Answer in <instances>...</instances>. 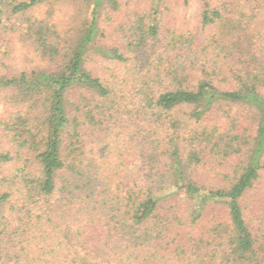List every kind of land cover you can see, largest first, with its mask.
<instances>
[{
  "label": "trees",
  "instance_id": "trees-1",
  "mask_svg": "<svg viewBox=\"0 0 264 264\" xmlns=\"http://www.w3.org/2000/svg\"><path fill=\"white\" fill-rule=\"evenodd\" d=\"M62 1L0 0V264H264V0Z\"/></svg>",
  "mask_w": 264,
  "mask_h": 264
},
{
  "label": "rangeland",
  "instance_id": "rangeland-1",
  "mask_svg": "<svg viewBox=\"0 0 264 264\" xmlns=\"http://www.w3.org/2000/svg\"><path fill=\"white\" fill-rule=\"evenodd\" d=\"M55 10L53 11V18L60 19L63 22L68 21L72 22L73 14V5L71 2L65 0L59 2L55 5ZM48 7H43L39 10L38 14L43 15ZM132 9V4L123 7V13H120L118 18H123L127 13L129 14ZM198 9L197 0H189V3L184 6H178L173 9V20L177 26H195L197 23L196 10ZM15 61L16 64L20 67L29 66L30 64H37L36 60H33L29 55H26L18 45L15 46ZM137 169V168H136ZM207 172V170L199 169L198 173Z\"/></svg>",
  "mask_w": 264,
  "mask_h": 264
}]
</instances>
